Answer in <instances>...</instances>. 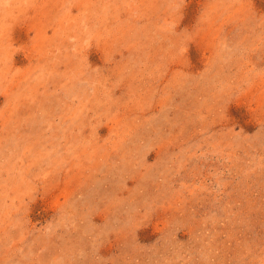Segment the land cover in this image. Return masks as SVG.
Instances as JSON below:
<instances>
[{
	"label": "rangeland",
	"instance_id": "rangeland-1",
	"mask_svg": "<svg viewBox=\"0 0 264 264\" xmlns=\"http://www.w3.org/2000/svg\"><path fill=\"white\" fill-rule=\"evenodd\" d=\"M0 264H264V0H0Z\"/></svg>",
	"mask_w": 264,
	"mask_h": 264
}]
</instances>
